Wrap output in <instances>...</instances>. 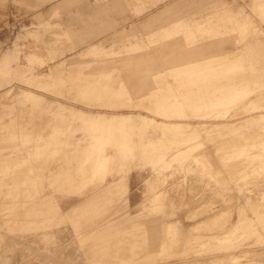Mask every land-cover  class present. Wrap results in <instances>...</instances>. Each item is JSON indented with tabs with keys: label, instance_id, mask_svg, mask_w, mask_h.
I'll return each mask as SVG.
<instances>
[{
	"label": "rangeland",
	"instance_id": "374dc122",
	"mask_svg": "<svg viewBox=\"0 0 264 264\" xmlns=\"http://www.w3.org/2000/svg\"><path fill=\"white\" fill-rule=\"evenodd\" d=\"M44 1L0 0V264H133L130 259L155 254L158 245L154 239L158 236L142 228L130 234L129 222L153 223L154 229L161 231L158 223L163 218H179L194 235L211 231L205 224L209 212L212 219L218 220L216 223L226 221L228 233L232 231L221 260L226 264H264V129L259 132L258 128H250L256 122H247L242 131L234 127L242 116L264 113L260 101L243 106L240 103L233 109L234 113H242L219 118L232 125L226 128L228 135L223 134L226 141L215 136V127L209 126L200 141V155L162 158V166L152 167L153 171L149 165H131L125 194L116 196L109 207L116 216L125 210L133 212L124 222L122 233L109 237L105 222L86 228L90 220L98 218L96 205L66 210L82 198L80 169L94 164L97 153L118 154L112 144V128L118 129L132 114L149 113L158 93L175 91L169 78L159 74L161 82L144 74L146 62L137 58L133 47L131 60H112L110 57L130 52L97 55L89 42L101 43L108 50L119 49L132 34L144 38L147 31L167 24L166 13L179 15L202 4L204 14L210 13L207 20L218 21L209 22L210 27L191 29L194 34L187 38L182 51L171 52L167 48L176 44L168 41L160 54L189 55L201 50L208 54L222 48L217 51L222 55L220 52L237 43L247 30L255 33L264 28V12L253 14L264 0ZM79 14L106 17L88 21ZM78 31L85 42H80ZM84 85L93 90L84 92ZM85 110L129 114L119 116V123L102 127L103 136L92 134L89 138L90 129H83L90 124L82 119ZM261 119L258 123L264 125V117ZM210 140L213 143L207 149ZM49 143L62 146L56 158L50 160L52 155L40 150ZM60 163L67 169L77 167L79 172L67 171L66 182L63 179L59 185ZM154 176H161V180ZM153 188L169 195L166 204H148ZM162 229L165 237L171 236V224H162ZM143 237L149 241L142 243ZM122 238L138 239L136 249L129 251L132 244L122 242Z\"/></svg>",
	"mask_w": 264,
	"mask_h": 264
},
{
	"label": "bare ground",
	"instance_id": "6f19581e",
	"mask_svg": "<svg viewBox=\"0 0 264 264\" xmlns=\"http://www.w3.org/2000/svg\"><path fill=\"white\" fill-rule=\"evenodd\" d=\"M259 6L260 8L253 9V14L255 16L264 12V3H262V5L259 4ZM173 15L174 14L166 13L165 19L202 20V18L205 17L207 20L211 18L209 17V12L204 14L202 4L197 6L196 9L191 12L174 15L176 16L174 18ZM221 15L226 16L227 13L221 12ZM239 18H241V16ZM261 18L264 19L262 16ZM188 29H176L177 31L182 32L177 36H175V34H170L169 36L164 35L165 37L163 38L162 43L160 42L159 49L157 48L154 50L153 44L147 45L148 48H145L149 49L150 52L160 50L162 53V50H165V47L162 45H167L169 43L168 41H170V44L173 43L176 44V46L174 45L175 47L173 46L167 49L176 53L182 51L186 48L185 42L191 35L190 31H187ZM163 31L166 33L169 30L164 29ZM222 42L225 41L222 39ZM137 48L138 47L136 46L134 50L137 52V58L141 59L142 57ZM141 48L144 49L143 47ZM221 49L222 48L219 50ZM219 50L211 51L210 49L211 53L209 52L208 54L203 53L201 50L202 52L197 51V53H191L189 55L178 53L175 55L171 54L172 56L160 55L157 59L154 58L155 56H153V59H144L146 62L144 74H147L148 78H151L150 75H153V79L156 81L160 80L161 82H163L161 80L162 76L169 78L175 84V91L171 94L158 93L154 96L153 101H151L149 113L143 114L137 112L132 114L120 123L118 129L112 128V133L118 135H113L114 140L112 144L118 149L124 150V152L126 150V154L128 153L130 157L128 160L131 158H138L140 155L145 162L152 164L154 162V157H156L155 155L158 156V160L162 158L176 160L187 154L200 155L199 150L202 149L200 141L209 126L215 127V131L213 130L215 136L216 134L217 136L220 135L224 137L223 139L225 140L227 136H223V134H227L226 128L232 127V125L225 122L224 119L220 120L219 118H224L226 115L235 116L238 112L239 114L240 112L242 113L243 111L234 113L233 109L240 103L241 106L248 102L256 103L257 101H260L258 104L264 103V28H259V31L255 33L247 30V33H245L237 43L224 48L223 52H220V54L223 53L222 55H218L217 51ZM39 61L43 62L44 60L40 58ZM159 74L161 75V78H159ZM27 78L35 80V78ZM251 93V99H248V95ZM135 116H137L139 123L132 122L133 124L129 125L128 122L133 121L132 118L134 119ZM139 116H141L140 119L138 118ZM149 116L154 120V124L150 121ZM157 117L160 119H156ZM262 117H264V113L262 112L255 113V115L252 116H242L236 121L237 125L234 127L236 129L239 128V130L242 127V130H244L243 128L246 126L245 124L247 122H250L249 124L256 122L255 125L253 126L252 124L250 128H258L257 130L260 132L264 129V125L259 124ZM159 121H163V124L158 123ZM243 122L245 123L243 124ZM245 137L246 136H244V138ZM213 140L207 142V149L211 147ZM40 150L43 153L47 152L52 155L51 157H48L50 160L52 157L56 158L57 154L62 150V146L59 143H49L40 148ZM103 157L106 160L103 158V161L100 160L97 163H106L108 157L105 155ZM121 175L122 174H120V176ZM207 222L209 223L210 221Z\"/></svg>",
	"mask_w": 264,
	"mask_h": 264
},
{
	"label": "crops",
	"instance_id": "0c3cea01",
	"mask_svg": "<svg viewBox=\"0 0 264 264\" xmlns=\"http://www.w3.org/2000/svg\"><path fill=\"white\" fill-rule=\"evenodd\" d=\"M39 1H40V3L45 2L44 0H39ZM58 6L60 7L61 4L59 3ZM36 11H38V10H36ZM42 12H44V11L42 10ZM87 15L88 16H85L86 19H84L85 17L83 16V14H79L80 18H82L84 20H88V21L91 20L92 17L95 19H98V20L105 19V18H103L102 15H101L102 17H100V18L97 17L99 15H97V16L96 15L93 16V14L92 15L87 14ZM151 15H149V16H151ZM104 17H106V16H104ZM148 17H147V20H148ZM217 21L218 20H206V19H204V20H168L167 24H164L158 28H154L150 31H147L145 33L144 38H140V37H137L135 34H132V38H127V40H125V43L123 44V46L119 47V49H113L112 48V49L108 50L101 43L100 44L95 43V42H89V43L92 44V47L95 50L94 54H97V55L109 54V52L110 53H120L122 51L130 52L126 56L118 55V56H121L120 58H118V56L110 57V58H112V60H115V59L131 60L132 55H133L132 53H134L131 51V49H132V47L135 48L136 46L138 47L137 50L142 57L141 59H143V60L147 59V58L153 59V56H155L154 58L157 59L161 55L160 50L150 52L149 49H146V48H148L147 45L153 44V47L155 50L159 47L160 42L162 43V40L165 37L164 35L169 36L170 34H175V36H177L179 33H182L180 31H177L176 29H181V28L188 29L189 28L187 31L188 32L190 31L191 35H193L194 31L191 29H193L195 27H199V26L210 27L209 22H217ZM241 22L242 21L240 20L239 23H241ZM219 26L221 27V25H219ZM244 26H247V25H241L240 27H244ZM164 29H167L169 31H167L165 33L163 31ZM76 34L78 35L79 40L81 39L80 40L81 43L85 42V40L81 38L82 35H80V34H82V32L78 31V32H76ZM126 35H130V33H128ZM154 42H156V43H154ZM141 47H143L144 49H142ZM44 58H46V57L44 56ZM81 74L83 76L85 75L84 72H81ZM100 74H104V73L100 72L99 75ZM129 74H130V71H128V75ZM91 90H93V89L89 88L88 85H84V88H83L84 92H90ZM84 101L86 102V100H84ZM105 102H107V101H105ZM109 105L112 106V105H114V103H112V101H111ZM59 106H63V105H59ZM127 106H129V105H127ZM127 106H123V107H127ZM85 111L83 112L82 119L84 120V122H86V124L88 122L91 125L88 124V125L84 126L83 129L84 130L90 129L89 138L92 137L91 136L92 134L97 135L98 137L103 136L102 134L104 133V131L101 130L102 127L106 128V125H108L109 123H112V124L116 123V122L119 123V121H118L119 116H121V115L124 116V115L129 114L127 112H123L122 114H118V113L107 114L108 112H106V111H98V112L89 111V110H87L86 112ZM94 113H96V114H94ZM89 116H90V118H89ZM140 117L141 116H139L138 118L140 119ZM132 120L133 121L128 122L129 125H131L133 123H139V121L137 120V116H135L134 119L132 118ZM94 124L97 125L96 129H95L96 126L95 127L92 126ZM92 127L94 129H92ZM101 131H102V133H101ZM98 139H100V138H98ZM92 140H93V138H92ZM114 153L115 152H112L109 154L97 153V154H95L96 158L93 157V159H96V163L91 164V166L90 165H84V167H82V169H80V172L83 173V178L81 177L82 178V185H83V189H82V193H81L82 198L78 201L77 200L73 201L68 206V208H66V210H69V209H72L73 207L74 208H81L87 204L96 205V207H97L96 210L98 211L97 212L98 218L94 219V220H90L88 222L86 228H92L95 225L102 224L105 222V226L107 228V235L109 237L110 236H116L119 233H122L124 231V222L127 221L128 219L130 220L129 217L133 213V212L129 213L128 211L125 210V211L120 213V216L119 215L116 216V212L114 210H110V208H109L111 203L115 201L116 196H120L122 194H125L126 189H127L126 177H127L128 170L130 169L131 165H133V167H136V168H143L144 166L149 165L151 167V171H153L152 169L156 166H162L161 165L162 160L161 159L158 160L157 155H155L156 156V157H154L155 163H154V165H152V164H147L145 162V160L143 158H141L140 155L138 156L139 159L136 157L132 161L128 160V158H130V157H129L128 153L126 154V150L124 152V150L118 149V154H114ZM104 155L108 157L107 162L106 163H97L100 160L103 161ZM142 161H144V162H142ZM157 162H159V163H157ZM76 168L77 167H70V169H67V165L60 163V167L58 169V171H59V179H58L59 185L62 183L63 179H64V182H66L65 173H67V171H78L79 172V168H77V169ZM120 174H122V175L120 176ZM154 177H155V180H161V176H157V178H156V176H154ZM112 179H114V180H112ZM161 193H159L158 190H155L153 188L152 192H151V199L149 200L148 204H150V205L166 204L165 198H167V196L169 197V195L168 194L167 195H161ZM124 198L126 199V197H124ZM149 207H147V210L149 209ZM94 208L95 207H93L91 210L94 211ZM135 213L137 214V212H135ZM174 213H176V212L173 211L172 214H174ZM162 215L166 216V214H162ZM193 215H195V213H193ZM206 217H207V219H209L207 221H210V222L208 223L206 221L205 224H206L207 228L211 231L207 232V233H197L194 235L189 234L188 229L185 228V226L181 223L179 218H174V219L169 218L168 220L163 218L161 220V222L158 223L159 228L161 227V231H160V229H159V231H156V229H154L156 226L153 223L141 224L139 221L132 220L131 222H129L130 234H134L135 232L141 230V228H142L145 230V233H151V234L158 236V238L154 239V242L157 243L158 247L155 249V254H147L146 256L139 258V260H136V259H130V260H132L133 264H141V263L178 264V262H182V264H184V263H186V264H226V260H221L220 257L222 255L226 254V252H224V251H226V249L228 248L227 240L231 239L230 235L232 234V231H230L229 233L227 232L226 221L216 223L218 220L216 221L215 218L212 219L210 212L207 214ZM208 217H210V218H208ZM167 223L171 224V226H172V234H171V236H168V238L165 237V235L163 234L164 229H162V224H167ZM200 225L201 224H199L197 226V229L201 227ZM179 227H180V229H179ZM216 229H218L219 232H217ZM183 231L184 232L186 231V232L184 233ZM147 240L149 241V239H146L145 237H143L141 242L146 243ZM125 241L130 242L132 244V247L129 248V251L135 250L136 249V243H139V240L136 238H132V240H129V239L126 240L125 238H122V242H125ZM171 258H174L176 260L172 261ZM177 259H181V260H177ZM212 259H218L217 260L218 263H210L209 260L211 261ZM162 261L165 263H162Z\"/></svg>",
	"mask_w": 264,
	"mask_h": 264
}]
</instances>
